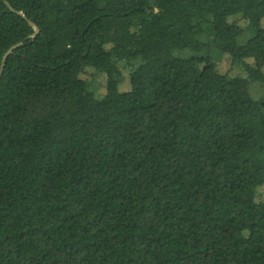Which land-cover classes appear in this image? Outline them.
Wrapping results in <instances>:
<instances>
[{
  "label": "trees",
  "instance_id": "trees-1",
  "mask_svg": "<svg viewBox=\"0 0 264 264\" xmlns=\"http://www.w3.org/2000/svg\"><path fill=\"white\" fill-rule=\"evenodd\" d=\"M18 44L0 264H264V0H0Z\"/></svg>",
  "mask_w": 264,
  "mask_h": 264
},
{
  "label": "rangeland",
  "instance_id": "rangeland-1",
  "mask_svg": "<svg viewBox=\"0 0 264 264\" xmlns=\"http://www.w3.org/2000/svg\"><path fill=\"white\" fill-rule=\"evenodd\" d=\"M261 60H263V59H261ZM260 63L262 64L263 62L261 61ZM88 79L93 80V88L94 87L96 88V87H99V85H102V83L104 82V79H105V75L103 73L102 74L92 73V74H89ZM122 87H123V91H126L128 89V87L126 85H124V86L122 85ZM249 94L254 98H258L259 96L264 95V86H262V85L252 86L249 89ZM263 194H264V192H263Z\"/></svg>",
  "mask_w": 264,
  "mask_h": 264
},
{
  "label": "water",
  "instance_id": "water-1",
  "mask_svg": "<svg viewBox=\"0 0 264 264\" xmlns=\"http://www.w3.org/2000/svg\"><path fill=\"white\" fill-rule=\"evenodd\" d=\"M29 25L32 26V27L34 28V34H33V36H32V38H34V37L36 36V34L38 33V29L35 28V27L33 26L32 23H30ZM19 46H20V44L11 47V48L8 49V51L3 55L2 63H1V66H0V77H1V75H2V71H3L4 65H5V62H6L7 58H8V56L11 55V53L13 52V50H15V49H16L17 47H19Z\"/></svg>",
  "mask_w": 264,
  "mask_h": 264
}]
</instances>
